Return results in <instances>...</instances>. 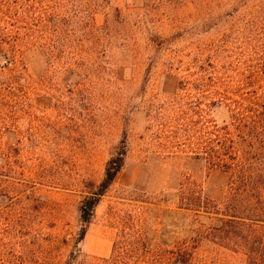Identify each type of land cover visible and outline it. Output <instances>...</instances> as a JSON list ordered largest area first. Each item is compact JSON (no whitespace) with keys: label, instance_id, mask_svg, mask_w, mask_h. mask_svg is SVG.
I'll return each mask as SVG.
<instances>
[{"label":"rangeland","instance_id":"obj_1","mask_svg":"<svg viewBox=\"0 0 264 264\" xmlns=\"http://www.w3.org/2000/svg\"><path fill=\"white\" fill-rule=\"evenodd\" d=\"M261 19L264 0H0V264L94 263L122 230L137 264H264V142L212 97L264 96ZM214 125L244 178L193 153Z\"/></svg>","mask_w":264,"mask_h":264},{"label":"trees","instance_id":"obj_2","mask_svg":"<svg viewBox=\"0 0 264 264\" xmlns=\"http://www.w3.org/2000/svg\"><path fill=\"white\" fill-rule=\"evenodd\" d=\"M264 21V19H261ZM212 97L214 100L218 101L219 104H223L225 107L229 109V111L232 113L233 121L237 123L236 129H243V132H240L237 135L240 140H243L245 138H249L250 135H244V129L250 127V129H256L257 132L253 134L252 136L258 137L260 139L259 141L264 142V111L256 110L252 106L259 104L260 102V107L264 106V96H255L256 98H252L253 100L252 106H248L250 110H246V105H244L243 101L239 102L231 96L228 95V93H222V92H214L212 94ZM250 101V100H249ZM224 132H221L223 131ZM213 138H211V144L210 146L205 150V148H197V149H202V152L197 151L193 152L196 155V158H199L200 153L206 156L204 159L207 161L209 166L211 168H216V169H221L225 172L231 171L233 173L234 178L237 180H240V178H244V176L240 177L241 172L244 170V162L243 158L240 155V147L238 144L235 142L234 138H232L231 134L228 133L225 129L223 128H218L217 126L214 125L213 133H212ZM125 152L121 153L120 156L113 161V165L111 164L110 167L107 169L105 178L101 184V189L94 193L91 197L85 199L83 202V205L81 207V221L83 223H87L91 217L92 211L94 207L98 204L99 199L102 195V193L108 188V186L112 183L113 179L115 178L116 174L119 172L120 167L122 166L123 163V155ZM254 154L252 158H250L249 165H253L254 161L256 160L257 153H252ZM264 155L260 152H258V155ZM258 161L264 163V159L261 160L257 159ZM252 167V166H251ZM254 172V175L256 177V174L261 173V169L256 167L253 168V171L251 174L248 175V178L251 179V175ZM231 173V174H232ZM258 176V175H257ZM253 198H257L258 201H262L260 195H254ZM180 201L184 203L186 207H202V198L200 196V192L196 194H192L191 196L184 197L182 196L180 198ZM237 201V199H236ZM225 210L226 209H234V214L229 215L230 220L232 223H235L237 226L244 224L245 219L253 220L258 222L260 213L256 214V218L250 219L248 217H242L238 216L239 214L236 212L237 209L239 208V204L236 203L234 205L231 204H226L224 203ZM260 204V203H259ZM227 205V206H226ZM215 207V206H213ZM223 229H218V232H221ZM85 234L84 228L82 229V235L80 236V240L83 239ZM142 246V243L140 241V238L137 237L133 232H126L125 230H122L116 237L114 243H113V248H112V254L111 257L108 259H102L94 263H88L86 261H81L80 264H137V250L138 247ZM79 253V250L76 249V253H73V255H70L69 258V263L74 261L78 256L77 254Z\"/></svg>","mask_w":264,"mask_h":264}]
</instances>
